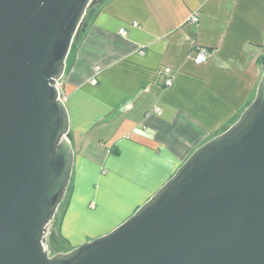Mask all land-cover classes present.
<instances>
[{"label":"water","instance_id":"1","mask_svg":"<svg viewBox=\"0 0 264 264\" xmlns=\"http://www.w3.org/2000/svg\"><path fill=\"white\" fill-rule=\"evenodd\" d=\"M104 1L0 0V264H264V73L240 118L131 217L60 248L75 151L58 84Z\"/></svg>","mask_w":264,"mask_h":264},{"label":"crops","instance_id":"2","mask_svg":"<svg viewBox=\"0 0 264 264\" xmlns=\"http://www.w3.org/2000/svg\"><path fill=\"white\" fill-rule=\"evenodd\" d=\"M200 48L210 52L204 64L194 61ZM263 61L264 0L104 1L60 81L75 151L61 227L69 251L124 223L231 127L255 99ZM102 179L116 198L107 211L92 199Z\"/></svg>","mask_w":264,"mask_h":264},{"label":"rangeland","instance_id":"3","mask_svg":"<svg viewBox=\"0 0 264 264\" xmlns=\"http://www.w3.org/2000/svg\"><path fill=\"white\" fill-rule=\"evenodd\" d=\"M86 16H87V18H89L88 13H87ZM86 25H87V19H85V22L82 24L81 29L79 30V34L83 31V29L85 28ZM62 86L63 85L61 83V87ZM96 133L97 132L95 131V134ZM102 170H103V175H106L108 173L107 166H103L102 167ZM109 177H111L110 174H108V177L107 178H109ZM104 182H106L105 179H102L101 182H99V181L96 182L97 183L96 184L97 186H96L95 191H94L95 197L92 198V199H95V200L100 201L101 198H103L102 201L105 200V204L103 205L104 206L103 211H105V210L107 211V208H111V206L114 207V203L116 204V198H115V196L113 195L112 192L109 194L108 193V189L107 188H104ZM69 198H70V187H69V189H68V191L66 193V197H65V199L63 201V204L61 206V210L59 211V214L58 215L62 214V211H64L66 209ZM102 201H101V203H102ZM76 209H77V207H75V205H73L72 209L70 210V213L71 212H74V214H75L76 213ZM96 210H97V212L102 211V209L100 207H97ZM129 217H131V215ZM117 218H119V217H117ZM117 218L114 221L115 223H118L119 222V219H117ZM122 219H124V218H122ZM68 223H69V221H68ZM58 226H59V221L55 220L52 223L51 230H54V229L55 230H59ZM61 243H62V248H63L64 252H67V251L70 250V247L62 239H61ZM72 247H74V246H72Z\"/></svg>","mask_w":264,"mask_h":264},{"label":"built area","instance_id":"4","mask_svg":"<svg viewBox=\"0 0 264 264\" xmlns=\"http://www.w3.org/2000/svg\"><path fill=\"white\" fill-rule=\"evenodd\" d=\"M191 21L193 23H198L199 22V16L196 15V14L193 15L191 17ZM134 25H137V23H134ZM120 33L122 35H125L126 34V30L125 29H122L120 31ZM209 58H210V52H209V50L206 49V48H200V49L197 50V53H196V55L194 57V61H195L196 64H204V63H206L209 60ZM93 84L96 85L97 84V81L94 80L93 81ZM171 85H172V81H167L166 82V86H171ZM58 87H59V90H60L61 99L65 102L66 101V98H65V95L63 94V91H62V87H61V83L60 82L58 84ZM156 113L158 115H161L162 114L161 109L160 108H157Z\"/></svg>","mask_w":264,"mask_h":264},{"label":"trees","instance_id":"5","mask_svg":"<svg viewBox=\"0 0 264 264\" xmlns=\"http://www.w3.org/2000/svg\"><path fill=\"white\" fill-rule=\"evenodd\" d=\"M100 6L101 5H99V7L97 8V6L96 5H94L91 9H89L88 11H87V13H88V16H89V18H87V16H85V18H84V21H83V23L85 22V19H87V23L89 22V21H91V19L99 12V10H100ZM87 15V14H86ZM81 29V28H80ZM79 29V30H80ZM79 31H78V33H77V37L75 38V40H74V43H73V46H74V44L76 43V40L78 39V37H79ZM73 46H72V48H73ZM72 182H71V184H70V198H69V200H68V203H67V207H66V209L64 210V211H62V214H60V215H58L59 214V211L61 210V206H60V208H59V211H58V213H57V216H56V218H55V220H57V221H59V226H58V228H59V230H55L56 232H57V234H58V239H59V244L61 245V248H62V243H61V239L65 242V240H64V238L61 236L62 234H61V227H62V224H63V220H64V218H65V215H66V213H67V210H68V208H69V205H70V200H71V195H72ZM63 204V203H62ZM59 216V217H58ZM54 220V221H55ZM63 249V248H62Z\"/></svg>","mask_w":264,"mask_h":264},{"label":"flooded vegetation","instance_id":"6","mask_svg":"<svg viewBox=\"0 0 264 264\" xmlns=\"http://www.w3.org/2000/svg\"><path fill=\"white\" fill-rule=\"evenodd\" d=\"M60 248H61V245L59 244Z\"/></svg>","mask_w":264,"mask_h":264}]
</instances>
